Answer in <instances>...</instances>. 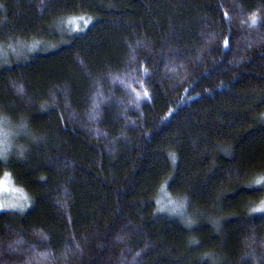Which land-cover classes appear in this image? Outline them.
Listing matches in <instances>:
<instances>
[{
    "label": "trees",
    "instance_id": "16d2710c",
    "mask_svg": "<svg viewBox=\"0 0 264 264\" xmlns=\"http://www.w3.org/2000/svg\"><path fill=\"white\" fill-rule=\"evenodd\" d=\"M0 131V264H264V0H0Z\"/></svg>",
    "mask_w": 264,
    "mask_h": 264
},
{
    "label": "rangeland",
    "instance_id": "374dc122",
    "mask_svg": "<svg viewBox=\"0 0 264 264\" xmlns=\"http://www.w3.org/2000/svg\"><path fill=\"white\" fill-rule=\"evenodd\" d=\"M9 144L7 134L0 131V155L9 147ZM24 201L22 193L11 184V181L0 180V206L8 205L0 207V210L21 206Z\"/></svg>",
    "mask_w": 264,
    "mask_h": 264
},
{
    "label": "snow or ice",
    "instance_id": "6c2138e0",
    "mask_svg": "<svg viewBox=\"0 0 264 264\" xmlns=\"http://www.w3.org/2000/svg\"><path fill=\"white\" fill-rule=\"evenodd\" d=\"M256 22H257V21H256V18L253 17V18H252V24L255 25ZM144 95L147 96V92H146V91H145ZM5 190H6V189H5ZM7 206H8V205H2V206H0V207H7Z\"/></svg>",
    "mask_w": 264,
    "mask_h": 264
}]
</instances>
